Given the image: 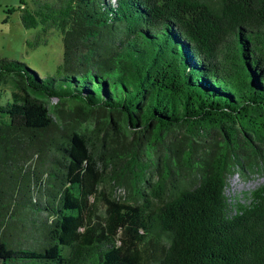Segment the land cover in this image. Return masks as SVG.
<instances>
[{"label": "trees", "instance_id": "16d2710c", "mask_svg": "<svg viewBox=\"0 0 264 264\" xmlns=\"http://www.w3.org/2000/svg\"><path fill=\"white\" fill-rule=\"evenodd\" d=\"M16 8L61 55L0 56V264H264V0Z\"/></svg>", "mask_w": 264, "mask_h": 264}, {"label": "rangeland", "instance_id": "374dc122", "mask_svg": "<svg viewBox=\"0 0 264 264\" xmlns=\"http://www.w3.org/2000/svg\"><path fill=\"white\" fill-rule=\"evenodd\" d=\"M17 4L18 0H0V56L23 60L42 74L53 71L61 55L59 32L52 26L44 30L39 28V24L23 26L19 21ZM5 7L14 9L7 12ZM7 90V84L0 82L1 100ZM263 180L264 171L246 173L241 168L234 169L227 176L225 191L231 196L242 197L245 190ZM118 191L125 193L122 188Z\"/></svg>", "mask_w": 264, "mask_h": 264}]
</instances>
